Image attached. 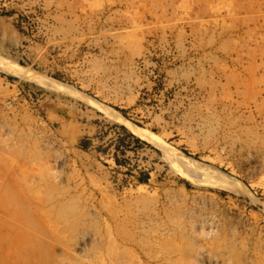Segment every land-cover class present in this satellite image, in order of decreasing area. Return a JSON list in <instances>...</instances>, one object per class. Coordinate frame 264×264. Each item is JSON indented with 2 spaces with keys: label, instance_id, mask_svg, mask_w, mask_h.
Masks as SVG:
<instances>
[{
  "label": "rangeland",
  "instance_id": "rangeland-1",
  "mask_svg": "<svg viewBox=\"0 0 264 264\" xmlns=\"http://www.w3.org/2000/svg\"><path fill=\"white\" fill-rule=\"evenodd\" d=\"M0 264H264V0H0Z\"/></svg>",
  "mask_w": 264,
  "mask_h": 264
}]
</instances>
